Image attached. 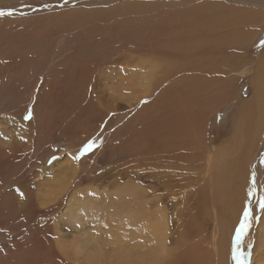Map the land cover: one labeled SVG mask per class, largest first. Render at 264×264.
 Masks as SVG:
<instances>
[{
  "label": "rangeland",
  "instance_id": "obj_1",
  "mask_svg": "<svg viewBox=\"0 0 264 264\" xmlns=\"http://www.w3.org/2000/svg\"><path fill=\"white\" fill-rule=\"evenodd\" d=\"M251 1L259 0H0V264H127L136 259L135 253L126 251V236L131 232L124 230L123 220L134 215L133 231L138 222L135 211L144 209L146 203L142 197L124 195L131 184L144 192L147 202L154 200L149 203L153 206L148 208L150 213L160 209L165 215L162 239L177 254L173 258L192 257L193 252L197 255L205 249L206 264H215L217 222L208 214L209 205H218L221 194L219 189L198 191L200 186L220 187L212 182V172L207 182L200 177L206 174L205 160L188 162L193 154L187 150L188 155L180 156L187 163L182 159V165L178 160L173 169L155 167L150 153L137 152L134 143L141 127L160 119L168 121L173 113V124L186 134L178 145L202 142L210 126L215 140L221 134L220 140L228 139V126L237 116L235 105L254 95L253 74H236L234 87L242 99L225 103L217 111L216 107L212 115L209 104H204L210 121L202 112L204 120H199L195 130L179 121L176 109L156 115L157 94L115 101L123 77L113 88L106 77L114 80L118 72L130 68L126 62L141 60L139 51L143 54L158 44L160 29L168 30L162 23H171L163 22L164 16L184 12L177 7L220 2L246 8ZM254 46L252 57L263 59L264 33ZM99 83L105 84L108 95ZM88 143L94 147L84 152ZM171 175L174 183L168 188L165 183ZM250 179L247 205L232 233L230 264L235 263L236 229L249 207L251 227L240 250L248 254L246 264H254L255 258L264 260V241L257 238L264 214L259 204L264 197V143ZM157 219L162 221L160 216ZM144 248H150L149 241Z\"/></svg>",
  "mask_w": 264,
  "mask_h": 264
},
{
  "label": "bare ground",
  "instance_id": "obj_2",
  "mask_svg": "<svg viewBox=\"0 0 264 264\" xmlns=\"http://www.w3.org/2000/svg\"><path fill=\"white\" fill-rule=\"evenodd\" d=\"M263 2L264 0L251 1L245 4L246 8L239 7L238 5V7H235L232 4L228 5L220 2H203L202 4L192 3L179 6L177 8L184 12L167 14L164 16L163 22L171 23H162L164 29L167 27L168 30L160 29V34H157L160 38L156 40L158 44H154L153 46L150 45L152 49L143 52V54L139 51L141 60L139 59L138 63L135 64L134 62H126L125 64L130 68L118 72L114 80L112 76L106 77L109 88L115 87L120 81L119 77L121 75L123 77V81L117 87L118 96L115 101H124L126 97L141 98L145 95H149L150 97L157 94L153 104L157 112L156 115H158V113L162 114V111L172 113L175 112L173 110L176 109L178 113L177 117L181 118L179 121L185 123L189 130H195L199 120L204 115L202 112H206L203 108L204 104H209L211 112V110H214L216 107H218L216 111L219 108L222 109L225 103L228 106L231 101L235 102L238 99H242L240 92L238 93V87H234L239 78V75L236 74L241 72L242 74H246L247 72L253 74V79L251 78L252 76H247L245 78H248V80L249 78L252 79L250 82L254 90V95L253 97L251 96L252 98L249 97L250 99L243 100V102L241 100L238 105H235L237 116L235 119L231 120V125L228 126V139L220 140L223 137L221 134L219 140L216 139L218 140L216 141L213 138L215 132H212L214 130L210 126L207 131V137V129H204V138L206 137V139L204 140L203 137H201L203 140H201L200 137L198 138L202 142L196 140L191 145H178L180 139L185 137L186 134L184 135L179 132L180 129L178 126L173 124L172 121L174 118L171 120V116H174L173 113L170 115L169 122L160 119V121H156L153 125L147 124L141 127V131L138 129L140 133H138L139 135L137 134L138 137L134 143L137 146V152L148 151L150 153V158L153 159L154 162L152 164L155 167L173 169V167L176 168L178 160H180V164L182 165L183 158L180 156L181 153L187 154V150L193 154V157L191 156L187 159L188 162L195 160L200 161L199 159L205 160L203 161V166H205L206 174L205 176H200L199 174V176L204 182H207L208 176L212 172V182L219 184L220 187L202 189L200 186L198 191H213L219 189L221 194V201H219L218 205H209L211 212L208 214V217H211L210 219L214 218L217 222L218 236L215 234L216 236L213 240L215 264H230L232 233L235 226L238 224L242 210L245 205H247V189L250 186L252 166L264 143V58L261 59L260 55L255 57L251 55L257 37L264 33V8L262 9L263 12L260 11V5H262ZM113 67L112 65V68ZM57 83L56 81L55 84ZM99 84L103 93L108 95V89L105 84ZM126 93L127 95L129 94V96H127ZM94 96L97 97L98 94ZM101 96L102 95L98 97ZM117 104L118 106H122V103ZM207 109H209L208 106ZM226 109H228V107ZM233 109L235 110L234 107ZM208 113L206 112V115L203 116L204 119L207 116V122L210 121L211 118ZM210 115H212V112ZM165 116L166 115H164V119ZM156 118L158 119V117L155 116V119ZM204 119L202 118V120ZM207 125L206 123V127ZM198 134H200V132ZM189 140L190 139H188V142ZM146 144L151 145L147 146ZM184 160L185 159H183V161ZM179 167L180 166H178V168ZM149 168L151 167L149 166ZM187 168L191 170V167L187 166ZM193 169L195 168H192V172H194ZM184 172L186 173L187 171ZM165 176H167V173ZM155 181L157 182V180ZM173 183L174 178L171 175L169 179L166 180L165 186L169 188ZM131 185L132 186L127 187L128 190L125 191L124 195H128L130 198H133L134 195L142 197L143 204H146L144 205V209L137 212L135 211L138 215V217L136 216L138 222L137 225H134L133 231H130V224L135 220V218H133L134 215L129 214L130 217L123 220L124 230L127 229L131 232V234L126 236V251H128V254H136V259L133 258L127 264H206V258L203 256L206 252L205 249H199L200 252H198L200 254H197L198 256L195 255L197 252H193L192 257H190L189 254H185L180 259L173 258L174 255L177 254L174 253L173 248L167 246L165 239H162L163 234H166L165 225L163 226L166 219L165 215L161 213L160 209L153 214L150 213L148 208L153 206L149 203H153L154 200L148 199L147 202L144 192L140 190L139 187L136 188L135 185ZM196 190L197 189H195V191ZM208 197L212 198L211 195ZM155 202L157 203L156 200ZM201 204L205 205L206 203ZM127 209L130 210L131 208L127 207ZM225 209H227L228 213ZM226 213L228 216L227 218H232V221L230 220L231 222L226 220ZM219 214L223 219L218 217ZM158 216H160L162 220L160 223L157 219ZM152 218L154 223H150ZM206 223H208V221ZM205 229H207V227L205 228L204 226V230ZM200 231L198 233H200ZM257 234L258 242H260L259 240L264 241V214ZM201 236L202 238H206L204 232L200 233V237ZM197 237L200 238L199 235H197ZM145 241H149L150 248H144ZM197 243L202 245L208 242ZM134 246H136V248ZM192 246L194 247V245ZM135 254L132 255L134 256ZM187 256L190 258H187ZM209 261L210 260H208V263H210ZM254 264H264V260L255 258Z\"/></svg>",
  "mask_w": 264,
  "mask_h": 264
},
{
  "label": "snow or ice",
  "instance_id": "obj_3",
  "mask_svg": "<svg viewBox=\"0 0 264 264\" xmlns=\"http://www.w3.org/2000/svg\"><path fill=\"white\" fill-rule=\"evenodd\" d=\"M0 15H3V13H0ZM8 15H11V13H8ZM94 145L92 143H88L84 146L83 151L88 152L93 149ZM255 194L250 193V195ZM260 208L262 211H264V197H261L259 200ZM252 217V210L249 207L244 211L243 220L240 223V226L236 229L235 234V244L232 250V257L236 264H246V261L248 259V254L245 252H242L241 249V243L243 240V237L246 235L247 230L251 227L250 219Z\"/></svg>",
  "mask_w": 264,
  "mask_h": 264
},
{
  "label": "trees",
  "instance_id": "obj_4",
  "mask_svg": "<svg viewBox=\"0 0 264 264\" xmlns=\"http://www.w3.org/2000/svg\"><path fill=\"white\" fill-rule=\"evenodd\" d=\"M234 264H236V262Z\"/></svg>",
  "mask_w": 264,
  "mask_h": 264
}]
</instances>
